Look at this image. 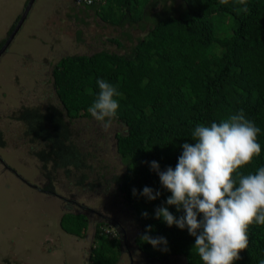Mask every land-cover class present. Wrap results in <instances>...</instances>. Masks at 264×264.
<instances>
[{
  "label": "trees",
  "instance_id": "obj_1",
  "mask_svg": "<svg viewBox=\"0 0 264 264\" xmlns=\"http://www.w3.org/2000/svg\"><path fill=\"white\" fill-rule=\"evenodd\" d=\"M168 1L101 0L83 7L115 27L151 22V28L124 55L101 51L60 59L53 67L52 81L65 120L38 109L25 110L20 120L31 138L45 144L36 153L42 170L62 169L69 177L71 169L78 170L85 163L83 153L71 141L69 123L92 116L88 108L99 93L98 79L115 85L121 95L116 98L119 109L113 119L124 129L114 138L125 171L114 176L112 183L141 222L136 245L149 258L167 262L179 257L185 264H203L194 249L195 237L187 229L169 227L155 218V209L167 206L171 192L161 185L150 162H158L162 171L169 166L174 169L182 145L192 143L197 124L209 126L243 111L260 128L261 153L241 171L255 173L264 166V0H179L182 5L176 8L166 5ZM112 42L123 48L118 39ZM145 186L159 191L160 197L150 201L133 196L134 188L139 193ZM44 189L54 192L52 187ZM168 207L177 218L184 214L175 206ZM198 219H203L202 214ZM88 222L82 213L67 212L59 227L81 237ZM149 225V235L166 238V250L141 239ZM94 237L97 246L90 264H117L119 239L107 240L97 229ZM248 238V247L234 264L264 261V225H250Z\"/></svg>",
  "mask_w": 264,
  "mask_h": 264
},
{
  "label": "rangeland",
  "instance_id": "obj_2",
  "mask_svg": "<svg viewBox=\"0 0 264 264\" xmlns=\"http://www.w3.org/2000/svg\"><path fill=\"white\" fill-rule=\"evenodd\" d=\"M28 2L0 0V44L10 38ZM166 5L182 3L169 0ZM79 8L74 0H35L0 57V141L5 144L0 146V264H90L96 229L107 240L119 239L117 264H185L179 257L167 263L147 259L136 245L141 222L112 183L125 171L114 138L124 129L119 121L113 119L108 130L92 116L70 121L71 141L85 163L67 177L62 169L42 170L36 153L45 144L31 138L18 118L24 109H38L64 119L52 81L55 64L65 56L101 51L124 55L151 28V22L115 27ZM31 139L38 143L31 144ZM39 187H52L55 194H44ZM67 212L87 216L88 228L81 237L60 229Z\"/></svg>",
  "mask_w": 264,
  "mask_h": 264
},
{
  "label": "clouds",
  "instance_id": "obj_3",
  "mask_svg": "<svg viewBox=\"0 0 264 264\" xmlns=\"http://www.w3.org/2000/svg\"><path fill=\"white\" fill-rule=\"evenodd\" d=\"M99 93L88 112L104 130L112 126L121 95L117 87L104 79L96 81ZM260 128L246 118L243 111L209 126L197 124L192 143L182 145V154L173 169L161 170L156 161L150 168L159 176L161 185L171 192L166 205L155 209V218L169 227L187 229L195 237L194 249L203 264H234L248 247V229L254 222L264 225V166L255 173L241 171L261 153L257 137ZM150 201L159 191L145 186L142 192L132 190ZM175 206L183 212L179 218L169 211ZM203 219H198V216ZM142 215L147 218L148 213ZM147 226L141 239L160 249L167 246L164 237L149 235ZM264 264V261H261Z\"/></svg>",
  "mask_w": 264,
  "mask_h": 264
},
{
  "label": "water",
  "instance_id": "obj_4",
  "mask_svg": "<svg viewBox=\"0 0 264 264\" xmlns=\"http://www.w3.org/2000/svg\"><path fill=\"white\" fill-rule=\"evenodd\" d=\"M35 0H29L27 6H26V9L23 13V15L21 16L18 24L15 26L13 32L10 34V38L6 41V43H4V45L0 48V57L1 55L5 52V50L7 49V47L9 46L11 40L13 39V37L17 34L18 30L20 29V27L22 26V24L24 23L25 19L27 18L28 16V13L33 5Z\"/></svg>",
  "mask_w": 264,
  "mask_h": 264
},
{
  "label": "flooded vegetation",
  "instance_id": "obj_5",
  "mask_svg": "<svg viewBox=\"0 0 264 264\" xmlns=\"http://www.w3.org/2000/svg\"><path fill=\"white\" fill-rule=\"evenodd\" d=\"M78 7H80V8H79L80 10H82V7H81V6H78ZM25 110H27V109H24L23 111H20V112H19V115H18V116H19V117H18L19 120H20V117L24 114V111H25ZM26 126H27V125H26ZM26 128H27V127H26ZM34 142H37V141H33V140H31V144L34 145ZM37 143H38V142H37ZM44 188H45V187H39L38 190H39L40 192L44 193V194H48V195H51V196H52L53 194H55V192H52V193L46 192ZM61 198H62V197H61ZM61 200H62L63 202H65V203H66V202L68 203V201H69V200H66V199H64V198L61 199ZM69 203H70V201H69ZM64 206H65V205H64ZM65 208H66V207H65ZM140 251H141V250H140ZM141 252H142V251H141ZM142 253H143V252H142ZM144 254H145V253H144ZM145 255H146V254H145ZM146 258H147V259H151V260H154V259L162 260V259H159V258H149L147 255H146ZM136 261H138V260H136ZM162 261L164 262V260H162ZM164 263H167V262H164Z\"/></svg>",
  "mask_w": 264,
  "mask_h": 264
},
{
  "label": "built area",
  "instance_id": "obj_6",
  "mask_svg": "<svg viewBox=\"0 0 264 264\" xmlns=\"http://www.w3.org/2000/svg\"><path fill=\"white\" fill-rule=\"evenodd\" d=\"M101 0H74V4L77 6L85 7V6H91L94 2H99Z\"/></svg>",
  "mask_w": 264,
  "mask_h": 264
}]
</instances>
